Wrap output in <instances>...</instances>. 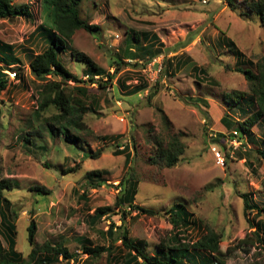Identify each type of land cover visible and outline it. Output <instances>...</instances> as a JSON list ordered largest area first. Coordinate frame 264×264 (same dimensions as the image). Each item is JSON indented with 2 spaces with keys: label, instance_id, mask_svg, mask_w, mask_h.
Instances as JSON below:
<instances>
[{
  "label": "rangeland",
  "instance_id": "obj_1",
  "mask_svg": "<svg viewBox=\"0 0 264 264\" xmlns=\"http://www.w3.org/2000/svg\"><path fill=\"white\" fill-rule=\"evenodd\" d=\"M231 1L233 8L226 0H84L81 18L99 30L95 35L76 31L59 55L64 67L83 82L47 78L61 82L72 95L78 87L86 88L88 100L83 101L94 108L83 114L87 131L71 128L67 139L55 123L47 127L35 114L38 91L45 82L35 79L29 64L53 37L50 29H40L51 21L46 5L42 0H13L27 6L29 16L0 20V57L10 62L8 67L0 62V69L18 77L14 82L9 78V89L0 93V180L13 184L3 193L10 206L3 207L23 259L30 252L31 220L37 226L38 246L60 245L76 255L74 262L60 258L55 264H124L127 250L118 240L122 230L154 256L155 245L174 233L167 211L180 203L201 227L180 232L185 243L197 241L207 227L219 238L216 256L224 264H264V162L256 153L264 148V120L251 128L248 137L242 136L244 151L226 147L221 152L228 156L223 166L215 157L218 146L212 144L214 135L228 136L254 110L245 114L244 99L232 105L226 98L237 91L249 93L247 82L235 72L227 41L251 61L243 68L254 70L264 54V24L247 9L254 0ZM133 34L139 42L132 41ZM153 42L161 54L146 58L139 47ZM127 50L135 51V60L126 59ZM72 53L89 57L109 74L117 61L119 71L105 88L90 85L86 64ZM185 58L175 69L177 60ZM140 85L147 87L132 94ZM150 91L155 96L150 98ZM52 114L57 111L50 107L43 118ZM158 138H176L185 147L171 168L157 164ZM122 146L131 156L128 168L124 155L114 154ZM124 173L137 184L134 204L153 215L127 207L124 214L114 209ZM34 187L48 194L31 191ZM243 197L250 209H245ZM105 207L110 208L107 214L92 219L97 209ZM0 241L7 250L2 235ZM83 245L104 247L112 258L107 259L106 252L88 258ZM200 257L202 263L208 255Z\"/></svg>",
  "mask_w": 264,
  "mask_h": 264
},
{
  "label": "trees",
  "instance_id": "obj_2",
  "mask_svg": "<svg viewBox=\"0 0 264 264\" xmlns=\"http://www.w3.org/2000/svg\"><path fill=\"white\" fill-rule=\"evenodd\" d=\"M43 4L46 5L47 14L50 17V23L44 24L41 30L50 29L53 33L51 43L48 47L40 54H37L30 61L29 69L31 74L36 80L45 82L39 94V103L37 105L35 114L37 118L43 119L47 127L56 124L57 131L62 130L66 133L65 138L68 139L70 135V129H75L76 131H87V127L82 121L83 114L87 111L94 112V108H89L85 105L84 98L88 100V91L86 88L78 87L75 93L72 95L71 92L61 87V82H53L47 78L54 77L59 78L62 82H73L74 84H79L83 81H79L78 78L69 72L68 69L64 67L60 59V54H64L71 38L76 31L83 30L91 35H95L99 30L96 25H91L87 21L83 20L80 15V4L84 0H42ZM228 5L233 8V3L231 0H226ZM250 13H255L262 24H264V0H254L251 1L247 7ZM28 15V7L25 5H19L13 3V0H0V20H10L15 18H20L22 16ZM48 27V28H46ZM153 40H157L156 36H152ZM133 42H139L136 34H133ZM227 49L232 53L233 58L236 63L235 72L240 73L244 80L249 86V93L246 92H233L227 95V100L232 105H238L242 101L245 104L246 110H242L245 114L247 110L254 107L253 112L241 123H236V127L231 134L224 135L218 133L214 135L213 143L218 146L217 152L223 157L224 163L226 162V157L221 152L224 149L232 147L228 143L229 141L236 140L240 142L238 149L244 151V146L242 143V136L245 138L250 135L251 128L255 126L258 122L264 120V54L253 66L254 70L247 66L243 68L244 63L250 64L251 61L245 59V56L237 50L234 43L230 40L226 43ZM141 54L146 58H155L161 54V51L155 50L154 42L151 44H146L143 47H139ZM126 59L135 60L138 56L135 51L132 52L127 50L124 54ZM77 61H82L87 66L86 77L87 82L90 85L97 84L98 88H105L104 84H111L112 79L118 73V62L114 63L113 73L109 74L106 71L96 67V65L91 61V59L80 53H72L71 55ZM7 57L1 58L0 62L5 64L4 67H8L10 62L7 61ZM119 60V59H118ZM177 60L174 67L179 69L186 62ZM15 62V61H14ZM171 67V64L169 65ZM1 68V67H0ZM193 70L197 69L193 67ZM3 69H0V93L4 90H8L10 83H7L6 76L3 74ZM204 73L200 69V72ZM105 77L107 81L102 79ZM104 82V83H103ZM146 85L134 86L131 93L137 94L146 89ZM152 90V89H150ZM155 91H150L149 97L155 96ZM52 107L57 111V114H52L48 117L43 118V113L48 111ZM256 108V109H255ZM1 114V113H0ZM224 125L228 128L231 124L226 119H221ZM235 125V123H234ZM237 133L234 135L233 133ZM264 143V140H263ZM155 148L158 153L157 164L165 166L166 168L173 167L179 160L180 155L184 151V145L176 138H172L168 141L164 139L155 140ZM123 147V146H122ZM126 147H123L120 151H115L116 155H124V168H128L131 156L129 153L125 152ZM237 150V149H235ZM234 150V151H235ZM240 153V152H239ZM256 153L260 156L261 160L264 162V148L262 150H256ZM99 152L97 153V155ZM128 174V169L126 172ZM125 173L118 183L120 188L118 196L114 202V209H117L122 214L125 213V207L129 210H136L143 214L153 215L150 210H145L134 204L135 195L137 193V184L126 178ZM98 175V173H95ZM94 174V175H95ZM12 182L9 179L0 180V217H1V233L8 244V249L4 250L0 241V264H55L62 261L70 262L76 260V255L68 252V250L60 245L51 246L49 243H44L38 246L35 243V235L37 226L33 220L30 221L27 227V243L30 247V252L26 259L22 258L21 253L17 252L15 249L14 240V227L10 225L8 221V216L5 214L4 205L10 206L9 201L3 196L4 191H10L12 189ZM33 192L41 193L44 195L48 194V191L44 190L42 187H34L31 189ZM245 209H250L247 203L246 197H243ZM110 211L109 207L99 208L95 211L92 219H100L101 216L107 214ZM264 212V211H263ZM167 216L169 223L172 226L174 233L169 236L168 239L160 241L155 245V255L148 256L145 253V246L136 244L131 241L128 237L127 230H122L120 232V238L118 239L124 249L127 250L125 255L124 264H224V261L216 256L219 250V238L210 230L206 229V234L201 235L200 238L194 243H185L179 233L185 231L189 227L193 226L197 229L201 227L197 222L192 220L193 214L189 213L184 205L180 203L173 204L167 211ZM108 234L112 235V229L107 230ZM86 240H84V243ZM82 250L88 258H98L103 252L107 253L106 258H112L111 253L108 249L104 247H86L82 246ZM201 254H207L208 258L201 263ZM141 260V262L139 261Z\"/></svg>",
  "mask_w": 264,
  "mask_h": 264
},
{
  "label": "built area",
  "instance_id": "obj_3",
  "mask_svg": "<svg viewBox=\"0 0 264 264\" xmlns=\"http://www.w3.org/2000/svg\"><path fill=\"white\" fill-rule=\"evenodd\" d=\"M3 73L6 76V79L7 80L10 78L12 81H14L17 78L16 72L4 71ZM233 134L234 135H237V133H235V132ZM228 143L230 144V146L232 147L233 150L238 149L239 146H240V142H238L236 140L229 141ZM215 157H216L217 162L220 165L223 166L224 165V159H223V157L218 152L215 153Z\"/></svg>",
  "mask_w": 264,
  "mask_h": 264
},
{
  "label": "clouds",
  "instance_id": "obj_4",
  "mask_svg": "<svg viewBox=\"0 0 264 264\" xmlns=\"http://www.w3.org/2000/svg\"><path fill=\"white\" fill-rule=\"evenodd\" d=\"M4 71H5V70H4ZM4 71H3V72H4ZM3 74H4V73H3ZM16 75H17V73H16ZM17 78H18V77H17ZM15 80H16V79H15ZM15 80H14V81H15ZM14 81H12V82H14ZM12 82H9V83L11 84ZM17 82L19 83V79L17 80Z\"/></svg>",
  "mask_w": 264,
  "mask_h": 264
}]
</instances>
